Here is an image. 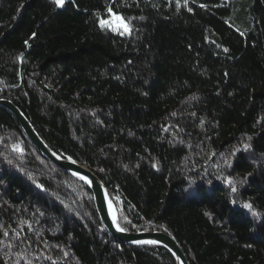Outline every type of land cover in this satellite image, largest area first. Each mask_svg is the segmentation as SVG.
Instances as JSON below:
<instances>
[{"label": "trees", "instance_id": "trees-1", "mask_svg": "<svg viewBox=\"0 0 264 264\" xmlns=\"http://www.w3.org/2000/svg\"><path fill=\"white\" fill-rule=\"evenodd\" d=\"M113 15L127 34L101 28ZM0 100L101 180L124 231L264 264V0H0ZM0 264L176 261L112 238L0 108Z\"/></svg>", "mask_w": 264, "mask_h": 264}, {"label": "water", "instance_id": "water-1", "mask_svg": "<svg viewBox=\"0 0 264 264\" xmlns=\"http://www.w3.org/2000/svg\"><path fill=\"white\" fill-rule=\"evenodd\" d=\"M0 108L7 110L15 117L28 140L35 146V148L47 161L62 169L72 177L78 179L88 187L93 197L97 215L106 232L112 238L126 246H151L163 248L173 256L176 264H190L181 246L168 234L156 231L139 233H129L124 230L117 231V226H119L117 210L108 193V190L101 180L88 168L52 152L42 141L21 111L11 102L7 100H0ZM113 217H115V222L113 221Z\"/></svg>", "mask_w": 264, "mask_h": 264}, {"label": "snow or ice", "instance_id": "snow-or-ice-1", "mask_svg": "<svg viewBox=\"0 0 264 264\" xmlns=\"http://www.w3.org/2000/svg\"><path fill=\"white\" fill-rule=\"evenodd\" d=\"M52 2L57 6V7H61L63 6L65 0H52ZM109 12H111V9H109ZM100 26L101 28H105L108 27L113 31H117L120 32V30L122 29L123 32H129V22H127L124 18H122L119 15H113L111 20H100ZM123 34V33H121ZM225 51H227V49H225ZM249 145H245V148H248ZM229 183L231 184L232 181H229ZM232 191L235 192L236 188L233 187ZM233 203H235V201H233ZM244 208L246 209H251L252 205L251 204H244L243 205ZM206 215H209L208 213H205ZM113 221L115 222V217H113ZM117 231H123V229H121L119 226H117ZM138 243H145V242H138Z\"/></svg>", "mask_w": 264, "mask_h": 264}, {"label": "rangeland", "instance_id": "rangeland-1", "mask_svg": "<svg viewBox=\"0 0 264 264\" xmlns=\"http://www.w3.org/2000/svg\"><path fill=\"white\" fill-rule=\"evenodd\" d=\"M112 17L113 16H111V17H109V18H107L106 20H111L112 19ZM105 29H108V30H111L110 28H108V27H105ZM111 31H113V30H111ZM114 33H118V34H121V33H123V34H127L128 32H123V30L121 29L120 30V32H117V31H113Z\"/></svg>", "mask_w": 264, "mask_h": 264}]
</instances>
